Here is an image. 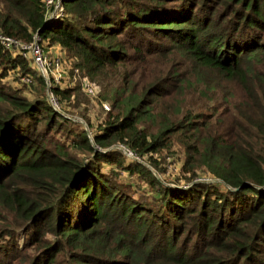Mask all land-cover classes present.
I'll return each instance as SVG.
<instances>
[{
	"label": "trees",
	"instance_id": "obj_1",
	"mask_svg": "<svg viewBox=\"0 0 264 264\" xmlns=\"http://www.w3.org/2000/svg\"><path fill=\"white\" fill-rule=\"evenodd\" d=\"M60 2L0 0V33L98 81L110 113L86 130L60 109L79 81L50 79L55 109L0 46V264H264V0ZM174 143L169 183L145 165Z\"/></svg>",
	"mask_w": 264,
	"mask_h": 264
},
{
	"label": "rangeland",
	"instance_id": "obj_2",
	"mask_svg": "<svg viewBox=\"0 0 264 264\" xmlns=\"http://www.w3.org/2000/svg\"><path fill=\"white\" fill-rule=\"evenodd\" d=\"M63 63H62V69L66 75L63 81L64 82L63 86L66 85L68 87V85H70L69 87H73V86L75 87L76 85L75 81L76 80L79 81V78H78L79 75H75L74 78L71 77L68 73L67 65ZM91 82L95 83L100 89V95L98 98L88 99L82 94L81 91H78L74 99L72 100V102L64 106L60 105L61 106L60 109L63 113L69 115V117L71 116L72 118H74V120L79 121L86 130L88 129L90 132H93L101 124H103L109 116L108 112L110 111V109L109 111L105 112V110L102 109V104L106 103L111 108V102L105 99V95H104V92L102 90V86L100 85V83L96 80L95 81L92 80ZM9 83H13V82H9ZM26 96L28 98L31 97L27 91H26ZM194 103L195 102L193 101V104ZM214 104H216L215 106L216 109H219L222 107V106H219L221 105L219 102H215ZM116 148L119 150V146L112 147L111 149H116ZM154 159H156L155 161L158 167L157 169L160 174L157 173L155 170L151 169L148 165H145L141 160L137 162L145 165L153 173V175L161 181L165 179L166 181H169L170 183L174 179H181L180 177L184 176V173L182 172V166L185 161V153L182 147L178 143H174L169 152L162 151L159 155L154 156ZM197 172H198L197 180H201V182H211L212 181L211 179H209L207 175L203 174L204 173L203 170H198Z\"/></svg>",
	"mask_w": 264,
	"mask_h": 264
},
{
	"label": "built area",
	"instance_id": "obj_3",
	"mask_svg": "<svg viewBox=\"0 0 264 264\" xmlns=\"http://www.w3.org/2000/svg\"><path fill=\"white\" fill-rule=\"evenodd\" d=\"M44 6L46 10L53 9L52 13H49L48 16L52 14H59L63 7L60 0H44ZM0 46L9 51H16L23 58L30 60L31 64L37 69L40 76L46 83L47 86V96L50 104L53 108L57 109L58 104L54 96L48 92L50 79L54 82L59 83L65 73L63 72L60 59L57 57H48L42 50L39 42L34 38L30 43H22L14 38L2 35L0 33ZM77 73V71H76ZM24 82H28V79H23ZM79 85L81 91L90 98H98L100 95L99 87L91 82L87 77L79 78ZM102 108L105 111H109L110 107L108 104H102ZM124 154L132 158V154L119 147Z\"/></svg>",
	"mask_w": 264,
	"mask_h": 264
}]
</instances>
